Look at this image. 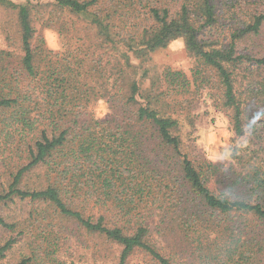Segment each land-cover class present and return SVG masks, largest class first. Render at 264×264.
Wrapping results in <instances>:
<instances>
[{
    "label": "trees",
    "instance_id": "16d2710c",
    "mask_svg": "<svg viewBox=\"0 0 264 264\" xmlns=\"http://www.w3.org/2000/svg\"><path fill=\"white\" fill-rule=\"evenodd\" d=\"M22 1L0 0L18 17L13 48L0 49V228L11 232L0 264H264L259 149L235 148L230 163L190 158L164 107L169 93L147 85L144 66L183 38L199 66L192 79L167 68L162 86L218 92L242 137L254 130L253 110L237 70H262L264 98V55L244 54L239 40L259 33L264 13L250 7L251 23L221 42L204 29L241 0H55L86 24L44 55L32 0ZM62 25L71 23L52 27L63 35ZM100 100L104 118L92 114ZM34 173L39 185L29 187ZM17 198L29 207L8 220L1 206ZM19 245L26 253L9 262Z\"/></svg>",
    "mask_w": 264,
    "mask_h": 264
},
{
    "label": "rangeland",
    "instance_id": "374dc122",
    "mask_svg": "<svg viewBox=\"0 0 264 264\" xmlns=\"http://www.w3.org/2000/svg\"><path fill=\"white\" fill-rule=\"evenodd\" d=\"M17 2L22 0H16ZM24 2V1H22ZM55 0H32V21L37 29L38 40L42 46L44 55H48L52 50L56 52L66 48L64 42L66 37L69 40V31L67 29H80L84 26L86 20L77 19L76 16L64 14L56 11ZM250 7L258 8L256 12L264 13V0H241L238 7L231 5L224 7L225 12H220L218 21L214 26L204 29V34L211 40L224 42L225 39L231 40L232 32L246 28L251 23ZM71 23V25H62L64 34L52 27L56 24ZM18 17L17 11L0 6V49H11L13 43L11 39L17 36ZM241 50L244 54L255 56L264 55V23L259 33H250L246 38L239 40ZM145 67L150 68L147 85H151L156 80L160 89L168 91L164 104L168 113H173L180 120V127L177 133L181 136L183 152L187 153L192 159H209L230 163L233 161L232 152L235 148L241 152L246 147L259 149V155L264 158V98L259 97L260 83L263 72L250 63L242 64L237 70L239 82L237 88L244 93L247 98V104L253 110L250 121L254 127L248 134L237 136L232 119L228 113L222 109L220 94L214 90L212 93L200 91L192 93L190 91H174L173 87L162 86L164 83V72L171 67L175 70H182L186 76L193 78L194 69L198 68L197 59L186 49L183 38L172 41L167 47L159 48L150 54L149 59L144 63ZM253 66V67H252ZM162 79V80H161ZM160 80V81H158ZM192 84L193 90L196 86ZM110 112L109 104L105 100H100L93 108V115L97 118H104ZM2 139H0L1 141ZM262 146V147H261ZM6 152L3 155H8ZM0 158L1 146H0ZM2 171L0 175H2ZM29 178V179H28ZM7 173L3 175V180L7 181ZM29 187H36L40 180L34 174H29L25 180ZM11 202L7 206H1V213L8 219L14 220L22 216L27 210L28 203L20 201ZM11 232L0 228V243L9 238ZM26 253L24 245L17 246L10 252L9 262H16ZM87 264V263H76Z\"/></svg>",
    "mask_w": 264,
    "mask_h": 264
}]
</instances>
